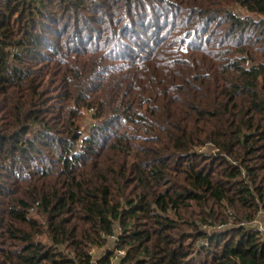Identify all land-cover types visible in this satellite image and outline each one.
Returning <instances> with one entry per match:
<instances>
[{
	"label": "trees",
	"instance_id": "obj_1",
	"mask_svg": "<svg viewBox=\"0 0 264 264\" xmlns=\"http://www.w3.org/2000/svg\"><path fill=\"white\" fill-rule=\"evenodd\" d=\"M263 211L264 0H0V264H264Z\"/></svg>",
	"mask_w": 264,
	"mask_h": 264
},
{
	"label": "built area",
	"instance_id": "obj_2",
	"mask_svg": "<svg viewBox=\"0 0 264 264\" xmlns=\"http://www.w3.org/2000/svg\"><path fill=\"white\" fill-rule=\"evenodd\" d=\"M244 226L248 227L249 229H252L254 232H256L260 238L262 240H264V211L261 212L258 217L250 222V223H246V224H243ZM110 239H114V237H111ZM97 250H93L92 251V255L94 256V258L96 259L95 257V253H96ZM119 256H124V252H119Z\"/></svg>",
	"mask_w": 264,
	"mask_h": 264
},
{
	"label": "rangeland",
	"instance_id": "obj_3",
	"mask_svg": "<svg viewBox=\"0 0 264 264\" xmlns=\"http://www.w3.org/2000/svg\"><path fill=\"white\" fill-rule=\"evenodd\" d=\"M87 121H88L87 123H90V124H92V122H93L90 117L87 118ZM103 252H104V249L97 250L95 253L96 259H98L102 255Z\"/></svg>",
	"mask_w": 264,
	"mask_h": 264
}]
</instances>
